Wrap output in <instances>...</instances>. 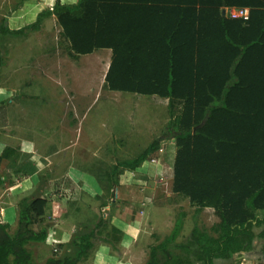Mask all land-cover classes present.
<instances>
[{"label": "trees", "instance_id": "trees-1", "mask_svg": "<svg viewBox=\"0 0 264 264\" xmlns=\"http://www.w3.org/2000/svg\"><path fill=\"white\" fill-rule=\"evenodd\" d=\"M226 8H248L249 18L222 15ZM52 16L73 58L111 50L105 88L168 100L170 119L161 137L119 161L113 174L136 171L165 139L173 140V192L199 210L213 209L219 219L214 236L195 224L187 243L174 244L184 227L181 216L145 264H187L171 247L200 264L251 252L256 238H264V229L254 233L264 227V0H56L34 23L0 31L25 38ZM15 153L6 146L0 168L16 158L15 172L32 175L31 163L18 164L27 155ZM6 180L0 175V187ZM47 204L42 197L21 200L13 232L0 221V264L35 263L28 246L48 240V226L34 228ZM101 226L76 236L73 253L45 264H80Z\"/></svg>", "mask_w": 264, "mask_h": 264}, {"label": "rangeland", "instance_id": "rangeland-1", "mask_svg": "<svg viewBox=\"0 0 264 264\" xmlns=\"http://www.w3.org/2000/svg\"><path fill=\"white\" fill-rule=\"evenodd\" d=\"M55 2L0 0V28L30 25ZM60 32L55 16L41 20L25 38L0 31V154L10 146L15 155H27L18 164L35 169L17 174L16 158L3 161L0 221L13 232L21 200H48L42 223L34 227L48 226V240L28 246L34 264L73 253V239L99 222L94 248L80 264H145L151 247L172 233L181 216L184 227L174 244L187 243L195 224L214 236V210H199L172 190L173 140L165 139L136 171L119 168L113 174L119 161L137 157L161 137L170 119L168 100L108 90L103 78L110 51L73 58ZM263 246L264 238L257 237L253 253L215 264L264 263ZM171 248L187 264H200Z\"/></svg>", "mask_w": 264, "mask_h": 264}, {"label": "built area", "instance_id": "built-area-1", "mask_svg": "<svg viewBox=\"0 0 264 264\" xmlns=\"http://www.w3.org/2000/svg\"><path fill=\"white\" fill-rule=\"evenodd\" d=\"M226 14L230 15L233 18H249V9L248 8H226Z\"/></svg>", "mask_w": 264, "mask_h": 264}, {"label": "crops", "instance_id": "crops-1", "mask_svg": "<svg viewBox=\"0 0 264 264\" xmlns=\"http://www.w3.org/2000/svg\"><path fill=\"white\" fill-rule=\"evenodd\" d=\"M76 1H77V0H63L62 2L72 4V3H75ZM109 51H110V53H111V55H110V53H109V55H110V61H109V65H108V67H107V70H106V72H105V74H104L103 83H105V76H106V73H107V71H108V69H109L110 62H111L112 52H111V50H109ZM103 86H104V85H103ZM251 253H253V252H251ZM251 253H249V254H251ZM245 256H246V255H245ZM245 256H242V257H245ZM248 256H249V255H248Z\"/></svg>", "mask_w": 264, "mask_h": 264}, {"label": "water", "instance_id": "water-1", "mask_svg": "<svg viewBox=\"0 0 264 264\" xmlns=\"http://www.w3.org/2000/svg\"><path fill=\"white\" fill-rule=\"evenodd\" d=\"M222 15H226V10L225 9L222 10Z\"/></svg>", "mask_w": 264, "mask_h": 264}]
</instances>
